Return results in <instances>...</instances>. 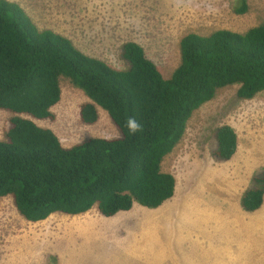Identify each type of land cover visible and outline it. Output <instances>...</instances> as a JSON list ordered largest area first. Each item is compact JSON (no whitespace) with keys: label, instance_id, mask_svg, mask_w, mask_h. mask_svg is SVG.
Wrapping results in <instances>:
<instances>
[{"label":"trees","instance_id":"trees-1","mask_svg":"<svg viewBox=\"0 0 264 264\" xmlns=\"http://www.w3.org/2000/svg\"><path fill=\"white\" fill-rule=\"evenodd\" d=\"M234 0L233 12L247 11ZM180 60L164 77L141 44L126 41L116 69L90 56L70 38L36 27L24 9L0 0V109L12 113L0 138V197L10 196L27 221L50 214H81L92 208L104 216L134 203L156 208L174 195L175 177L161 170L164 157L182 139L189 118L217 89L237 85L241 99L264 91V22L245 31L189 32L179 40ZM67 78L88 101L83 123L106 110L119 135L91 137L65 147L49 128L31 118H52L51 107ZM129 119L140 127L132 131ZM214 155L230 159L237 134L228 124L214 132ZM264 168L240 197L246 211L263 203Z\"/></svg>","mask_w":264,"mask_h":264},{"label":"rangeland","instance_id":"rangeland-1","mask_svg":"<svg viewBox=\"0 0 264 264\" xmlns=\"http://www.w3.org/2000/svg\"><path fill=\"white\" fill-rule=\"evenodd\" d=\"M9 1L21 6L40 30L70 38L83 52L116 69L127 66L120 56L121 45L135 41L164 77L179 63V40L184 34L217 29L242 32L264 22V0H247L243 14L233 12L234 0ZM60 88V99L50 109L52 118L31 119L51 129L63 146L119 135L101 107L96 122L83 123L79 110L87 96L67 78L61 77ZM236 89V84L217 89L192 113L182 139L164 157L161 170L175 175V195L157 208L138 204L139 209L131 210L147 214L136 223L141 229H147L149 222L155 230L151 255L156 264H264V196L257 210L246 211L240 204L252 176L264 168V91L241 99ZM11 115L0 109V138ZM223 124L237 134L236 152L228 160L214 155V132ZM99 217L95 209L75 217V230L88 240L71 244L75 248H70L64 261L104 264V239L99 236L104 228ZM63 221L61 216L49 218L47 225L52 231ZM49 232L41 222H27L10 196L0 197V264H27L23 260L28 251L11 252L17 244L22 249L31 247L34 258L44 251L45 264H54L56 260L46 256L53 250L52 239L42 243ZM144 249L149 251L147 242ZM141 255L148 256L147 252Z\"/></svg>","mask_w":264,"mask_h":264},{"label":"crops","instance_id":"crops-1","mask_svg":"<svg viewBox=\"0 0 264 264\" xmlns=\"http://www.w3.org/2000/svg\"><path fill=\"white\" fill-rule=\"evenodd\" d=\"M176 184L177 181L175 178V192L177 189ZM134 208L139 209L140 206L134 203L129 210L119 211L112 216H104L98 213L101 221L100 225L103 226L102 228H104V232H101V234L99 235L104 239V241H102L104 246L102 258L104 260V264H156L151 255V250L156 241L155 230L149 228V222L147 224V229H141L138 224H136L140 220H143L147 214H134L131 211ZM92 209H95L97 211L96 208ZM90 210L76 215L55 212L50 214L46 219L36 221L41 222L42 225H45L46 229L50 231L49 234L46 235V238L43 239L44 241L42 243L45 244L50 239H52L53 250H51V254H48L46 256H52V259L56 260L54 264H69L67 260L64 261V258L67 255L68 257L70 256V248H75V246H71V244L87 242L88 238L84 237V235L78 234L75 230V217L85 215ZM58 216H61L64 221L65 219H69L73 222H58L56 223V225H53L54 228L51 231L49 225H47V221L49 218L54 219V217ZM100 225L99 227H101ZM41 239L42 237L38 239V241L40 242ZM146 242L149 245V251H145L144 249V244ZM22 248L23 247H20L19 244H17L16 248L12 249L11 252H17L18 249L28 251L27 259L23 260V263L45 264L44 260L46 257L44 251H42L41 254L37 252L36 257L34 258L31 255L32 253H30L32 251L30 249L31 247L25 248L28 250ZM146 252L148 256L141 255V253Z\"/></svg>","mask_w":264,"mask_h":264},{"label":"clouds","instance_id":"clouds-1","mask_svg":"<svg viewBox=\"0 0 264 264\" xmlns=\"http://www.w3.org/2000/svg\"><path fill=\"white\" fill-rule=\"evenodd\" d=\"M127 126L132 131H136L140 127V125L135 120H133V119H129L127 121Z\"/></svg>","mask_w":264,"mask_h":264}]
</instances>
